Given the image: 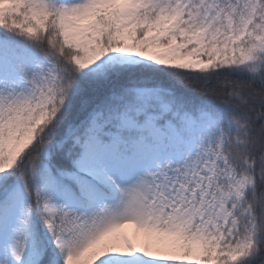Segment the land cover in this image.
Masks as SVG:
<instances>
[{"label":"snow or ice","instance_id":"1","mask_svg":"<svg viewBox=\"0 0 264 264\" xmlns=\"http://www.w3.org/2000/svg\"><path fill=\"white\" fill-rule=\"evenodd\" d=\"M0 264H264V0H0Z\"/></svg>","mask_w":264,"mask_h":264},{"label":"rangeland","instance_id":"2","mask_svg":"<svg viewBox=\"0 0 264 264\" xmlns=\"http://www.w3.org/2000/svg\"><path fill=\"white\" fill-rule=\"evenodd\" d=\"M127 231L129 232V234H131V232L133 231V229H132L131 227H129V228L127 229Z\"/></svg>","mask_w":264,"mask_h":264}]
</instances>
